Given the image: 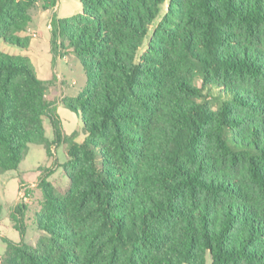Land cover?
<instances>
[{"label": "trees", "instance_id": "obj_1", "mask_svg": "<svg viewBox=\"0 0 264 264\" xmlns=\"http://www.w3.org/2000/svg\"><path fill=\"white\" fill-rule=\"evenodd\" d=\"M77 1L50 32L87 72L65 102L82 141L30 57L0 51V175L64 141L70 181L39 182L41 234L6 241L0 264H264V0ZM56 2L0 0V39L27 49Z\"/></svg>", "mask_w": 264, "mask_h": 264}, {"label": "rangeland", "instance_id": "obj_2", "mask_svg": "<svg viewBox=\"0 0 264 264\" xmlns=\"http://www.w3.org/2000/svg\"><path fill=\"white\" fill-rule=\"evenodd\" d=\"M164 11L165 5L162 13ZM80 12L81 5L77 0H60L58 15L68 17ZM33 30L40 35L32 38L33 49L26 52L0 39V51L30 57L38 77L48 83L46 97L58 118L62 136L77 133L75 141L80 142L84 138L80 115L67 107L65 102L75 104L78 95L88 88L87 72L67 47V42L61 45L59 41L55 51L52 50L51 32L45 29L37 14L28 26V31ZM43 123L46 137L54 140L50 120L46 117ZM66 161L64 141L51 147V155H48L44 145L29 144L19 166L0 175V256L6 250V241L36 244L41 234L36 225V215H43L45 211L44 192L39 182L46 180L58 194H63L70 182L63 167ZM32 183L35 186H31ZM15 209H18L17 213Z\"/></svg>", "mask_w": 264, "mask_h": 264}, {"label": "crops", "instance_id": "obj_3", "mask_svg": "<svg viewBox=\"0 0 264 264\" xmlns=\"http://www.w3.org/2000/svg\"><path fill=\"white\" fill-rule=\"evenodd\" d=\"M59 7H60V0H57L56 5L53 9L43 10L40 8L33 13V16H34V14H37L39 16V18L41 19V22L44 23L45 29L50 31V21H51V17L53 14H55L59 18L67 17V16H63V15H58ZM33 16H32V18H33ZM34 34H35V36H33ZM20 35L21 36L28 35L31 38L29 47L27 49H25L26 52L29 51V49L34 48L33 43H32V40H33L32 38H37L40 36L39 33L38 32L36 33V31H34V30L31 32L30 31L22 32V33H20ZM31 186H35V183H32ZM20 190H18V191H20ZM19 199H21V198H19Z\"/></svg>", "mask_w": 264, "mask_h": 264}, {"label": "built area", "instance_id": "obj_4", "mask_svg": "<svg viewBox=\"0 0 264 264\" xmlns=\"http://www.w3.org/2000/svg\"><path fill=\"white\" fill-rule=\"evenodd\" d=\"M33 36H35V34ZM22 197H24V196H22Z\"/></svg>", "mask_w": 264, "mask_h": 264}]
</instances>
